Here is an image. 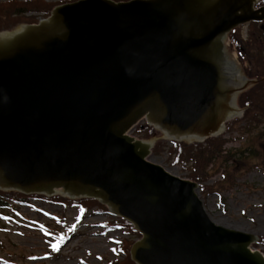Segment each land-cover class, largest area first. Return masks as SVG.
I'll list each match as a JSON object with an SVG mask.
<instances>
[{
  "label": "water",
  "instance_id": "1",
  "mask_svg": "<svg viewBox=\"0 0 264 264\" xmlns=\"http://www.w3.org/2000/svg\"><path fill=\"white\" fill-rule=\"evenodd\" d=\"M258 0H77L0 32V189L91 197L141 233L136 264H264L251 233L215 223L198 183L149 159L140 120L176 140L239 114L225 46Z\"/></svg>",
  "mask_w": 264,
  "mask_h": 264
},
{
  "label": "rangeland",
  "instance_id": "2",
  "mask_svg": "<svg viewBox=\"0 0 264 264\" xmlns=\"http://www.w3.org/2000/svg\"><path fill=\"white\" fill-rule=\"evenodd\" d=\"M44 1L54 8L76 0ZM25 15L35 16L37 20L47 17L36 12ZM23 23L27 22L7 25L15 28ZM240 33L249 37L247 27ZM246 110L215 137L223 141L218 153L220 159L216 156L212 159L216 152H211L205 143L191 144L203 155V165L199 168L204 170L203 180L192 178L186 162H174V155L168 149L170 142L165 141L162 150L154 153L151 160L182 178L197 181L199 196L214 221L263 239L264 99L255 108ZM228 152L229 159L223 158ZM4 194L1 198L7 205L0 210V264H135L129 249L139 235L128 221L106 208L93 204L86 213H81L79 205H58L38 197L20 202L12 192ZM53 245L57 247L54 249ZM253 248L264 253L262 244Z\"/></svg>",
  "mask_w": 264,
  "mask_h": 264
},
{
  "label": "trees",
  "instance_id": "3",
  "mask_svg": "<svg viewBox=\"0 0 264 264\" xmlns=\"http://www.w3.org/2000/svg\"><path fill=\"white\" fill-rule=\"evenodd\" d=\"M53 4L47 3L44 0H11L0 3V30L12 29V25H7L10 22L21 23H35L38 20L35 16L25 15L28 12L42 13L43 15H49ZM13 24V25H14ZM264 23L259 24L252 22L249 25V37L243 39L239 29L233 31L230 35L231 45H235L240 51V59L249 65L246 67V72L252 77H261L264 75V29L261 26ZM264 99V81L260 82L254 88L248 90L241 95L240 102L242 105L248 104V108H255L256 104L260 103ZM254 117H257L255 114ZM136 133L143 134L145 137H150L156 133V130L148 125H139L136 128ZM165 141H160L156 144L154 148L155 154L162 150ZM223 141L219 138H210L205 142V145L209 146L211 152L215 150L217 159L219 151L221 150ZM195 145L200 146L202 143H196ZM194 145L187 144L185 142H174L168 149L171 154L174 155V162H186V166L190 168L191 176L195 180H203L204 170H199L203 165V155L201 152L196 150ZM216 148V149H215ZM223 158L229 159L230 152L223 154ZM189 159V161H187ZM211 159V160H212ZM191 160V161H190ZM210 160V162H211ZM209 162V163H210ZM205 166V165H204ZM207 166V165H206ZM193 167V168H192ZM209 189V188H206ZM2 193L0 192V195ZM22 197V194H18ZM55 200L62 201L64 203L69 202L67 198L61 196H55ZM80 204L86 209L91 207L93 204L98 205L100 208H105L98 201L93 199H82L78 200ZM3 200L0 198V208L3 207ZM133 229V228H132ZM133 231H135L133 229ZM136 232V231H135ZM138 234V232H136ZM264 244V238L262 239Z\"/></svg>",
  "mask_w": 264,
  "mask_h": 264
},
{
  "label": "bare ground",
  "instance_id": "4",
  "mask_svg": "<svg viewBox=\"0 0 264 264\" xmlns=\"http://www.w3.org/2000/svg\"><path fill=\"white\" fill-rule=\"evenodd\" d=\"M171 173H173V172H171ZM175 174V173H174ZM214 221V220H213ZM215 223H217V224H219L220 222L219 221H214ZM221 225V224H220ZM103 249V248H102ZM105 249V248H104Z\"/></svg>",
  "mask_w": 264,
  "mask_h": 264
},
{
  "label": "snow or ice",
  "instance_id": "5",
  "mask_svg": "<svg viewBox=\"0 0 264 264\" xmlns=\"http://www.w3.org/2000/svg\"><path fill=\"white\" fill-rule=\"evenodd\" d=\"M52 247L55 249L57 247V245H53Z\"/></svg>",
  "mask_w": 264,
  "mask_h": 264
}]
</instances>
